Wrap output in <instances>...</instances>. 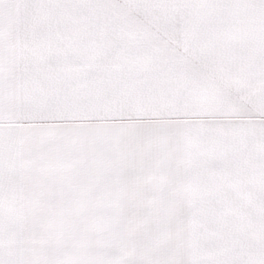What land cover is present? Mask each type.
<instances>
[{
  "label": "snow or ice",
  "instance_id": "6c2138e0",
  "mask_svg": "<svg viewBox=\"0 0 264 264\" xmlns=\"http://www.w3.org/2000/svg\"><path fill=\"white\" fill-rule=\"evenodd\" d=\"M0 264H264V0H0Z\"/></svg>",
  "mask_w": 264,
  "mask_h": 264
}]
</instances>
